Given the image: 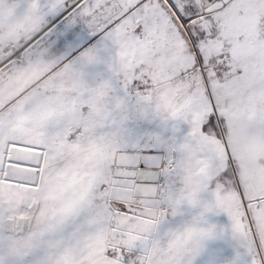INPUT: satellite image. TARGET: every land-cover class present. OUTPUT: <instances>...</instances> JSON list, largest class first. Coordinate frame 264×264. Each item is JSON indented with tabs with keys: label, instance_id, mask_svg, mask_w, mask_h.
Wrapping results in <instances>:
<instances>
[{
	"label": "snow or ice",
	"instance_id": "snow-or-ice-1",
	"mask_svg": "<svg viewBox=\"0 0 264 264\" xmlns=\"http://www.w3.org/2000/svg\"><path fill=\"white\" fill-rule=\"evenodd\" d=\"M0 264H264V0H0Z\"/></svg>",
	"mask_w": 264,
	"mask_h": 264
}]
</instances>
